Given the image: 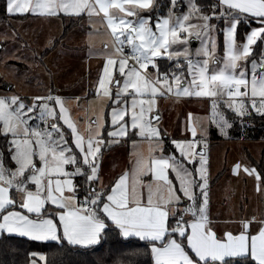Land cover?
Instances as JSON below:
<instances>
[{
	"label": "snow or ice",
	"instance_id": "1",
	"mask_svg": "<svg viewBox=\"0 0 264 264\" xmlns=\"http://www.w3.org/2000/svg\"><path fill=\"white\" fill-rule=\"evenodd\" d=\"M170 4L166 17L154 18L143 14L155 10L154 0H6L10 16L102 14L112 48L105 45L96 86L101 106L87 136L51 89L31 103L0 97L7 147L0 152V235L85 249L118 235L143 242L150 264H264V220L242 221L238 233L218 235L213 227L208 129L196 139L199 122L189 113L192 139L173 138L168 149L158 112L166 97L207 100L205 119L226 138L233 124L223 107L239 118L264 117V47L252 58L254 46H264V0H215L210 13L196 0ZM193 39L199 47L190 50ZM162 60L174 69L162 71ZM138 140L149 142L148 155L135 152L132 169L105 185V151ZM240 171L258 191L264 187V173L235 164L233 175ZM29 256L38 257L32 264L45 260Z\"/></svg>",
	"mask_w": 264,
	"mask_h": 264
},
{
	"label": "rangeland",
	"instance_id": "2",
	"mask_svg": "<svg viewBox=\"0 0 264 264\" xmlns=\"http://www.w3.org/2000/svg\"><path fill=\"white\" fill-rule=\"evenodd\" d=\"M168 1L169 8L164 17L168 15L171 7L170 0ZM179 3H186V0H178ZM177 10H180L179 7ZM84 15V28L78 30L71 28L65 32L64 28L70 26L69 20H65L64 25H61L63 20L54 19L28 22L8 19L0 24V97L15 94L31 103L32 97L45 95L51 89L54 95L65 97V107L69 110L71 119L76 122L79 133L87 136L88 121L94 118V113L99 111L101 106L96 99V86L104 63L105 45L107 51H111L112 43L110 31L102 22L103 15L93 16L91 19ZM65 38L68 46L70 44L78 49L64 47ZM196 42L195 48L199 47L198 41ZM53 47L57 48V51L46 58L48 51ZM218 53L222 56L223 47L221 52L218 49ZM260 55L261 49L255 59L259 60ZM160 64L162 71L174 69L172 63L167 60H162ZM6 86H10L11 89L7 91ZM158 112L159 128L168 141L166 145L168 149H172L173 138L192 139L191 134L185 131L189 113L193 115L194 122H199L196 139H202L200 129H208L206 154L209 162L207 166L210 184L209 213L215 224L220 220L253 218L257 220L264 215L263 188L258 191L255 179L243 171L237 175H233L232 172L233 166L237 163L256 169L262 157L264 159V143L230 140L229 130L227 138L220 135L218 129L214 125L209 126L205 119L210 116V103L207 100L198 98L174 100L166 97L158 100ZM210 127L222 141L217 144L209 141ZM128 145L130 148H127ZM115 146L121 147L115 149ZM115 146L111 151L106 150L103 158V167L110 168L109 178L115 177L125 168L130 171L135 162V152L147 156L149 150V142L146 140H138L135 146L131 141ZM126 148L127 154L124 152ZM156 152L160 154L157 149L152 155ZM176 156L179 158L178 153ZM251 159L255 161L251 162ZM103 183L107 185L109 180L106 179Z\"/></svg>",
	"mask_w": 264,
	"mask_h": 264
},
{
	"label": "trees",
	"instance_id": "3",
	"mask_svg": "<svg viewBox=\"0 0 264 264\" xmlns=\"http://www.w3.org/2000/svg\"><path fill=\"white\" fill-rule=\"evenodd\" d=\"M202 5L206 12H211V5L215 0H196ZM169 8L168 0H156L155 10L144 15H157L164 17ZM28 16H9L6 12V0H0V24L11 20H25ZM70 21V26L64 28V32L73 28L77 19ZM79 21V19H78ZM243 37L241 36V40ZM51 49L49 53L53 51ZM261 46H254V55L257 58ZM220 52L222 51V38L220 41ZM226 112L233 127L229 129L230 140L242 142L264 143V117L252 113L243 118L236 117L231 111ZM209 141L217 144L222 139L212 128L209 133ZM170 148V147H169ZM0 152H7L6 141L0 136ZM264 154V153H263ZM255 160L251 159V162ZM256 170L264 173V159L258 162ZM264 190V187H262ZM143 242L128 239L124 240L118 235H110L102 245L94 247L77 248L66 243L61 246L55 242H36L26 238L0 235V264H32V260L38 257H30V253H39L45 256L44 261L39 264H150V256L145 255L146 249Z\"/></svg>",
	"mask_w": 264,
	"mask_h": 264
},
{
	"label": "crops",
	"instance_id": "4",
	"mask_svg": "<svg viewBox=\"0 0 264 264\" xmlns=\"http://www.w3.org/2000/svg\"><path fill=\"white\" fill-rule=\"evenodd\" d=\"M8 14V13H7ZM9 15V14H8ZM10 16V15H9ZM12 16H20V15H12ZM23 16H28V18H26L25 20H17V21H21V22H23V21H25V22H28V21H34V20H46V19H54V20H56V21H60V20H63L62 21V23H61V25H64L63 23L65 22V20H68V19H72V20H75V19H77V23L74 25V29L76 28L77 30L79 29V28H81V27H83L84 28V21H85V15L84 14H82V16L81 17H76V16H64L63 14H61L59 17H51V18H42V17H37V16H32V15H28V14H25V15H23ZM78 19H79V21H78ZM16 21V20H15ZM70 22V21H69ZM63 31V29L61 30V32ZM33 37V36H32ZM60 37V36H59ZM56 39H58V38H56ZM55 39V40H56ZM66 38H65V40H64V47H66V48H68V49H72V50H74V49H78V47L77 48H74V47H72L70 44H69V46H68V44H66ZM82 47L84 46L83 44H80ZM68 46V47H67ZM57 48H55L52 52H50L47 56H46V58H49L50 56H51V54L53 53H55L57 50H56ZM74 96H76V95H74ZM69 97H72V96H70L69 95ZM65 98V97H64ZM66 98H68V97H66ZM212 128L210 127V130H211ZM209 139V138H208ZM172 146V145H171ZM119 147H121V146H115V149H117V148H119ZM127 148H130V145H128V147ZM127 148H126V151L124 150V152H126V154H127ZM114 149V150H115ZM174 151V150H173ZM125 154V153H124ZM155 155H157L158 156V152H156L155 153ZM103 177L101 178L103 181L104 180H109V182L110 181H113V180H115L116 178H118L121 174H123L125 171H128V168H125V170L124 171H122V172H120L118 175H116L115 177H113V178H109V175H110V168L109 167H103ZM102 173V172H101ZM263 210H264V206H263ZM211 218V217H210ZM211 220L214 222L213 223V227H214V229L216 230V232H217V234L218 235H223L226 231H231V232H233V233H238V231H239V229H240V227H241V222L242 221H246V220H239V219H231V220H220V221H217L216 222V224H217V226H216V224H215V221H214V219L213 218H211ZM252 220V219H251ZM262 220H264V215H261L257 220L255 219V221H257V222H259V221H262ZM250 227H252V229L253 230H255L256 228H258L259 227V224L258 223H253ZM4 235H8L7 233H4ZM9 236V235H8ZM12 236H16V235H12ZM16 237H19V236H16ZM22 238H26V237H22ZM26 239H28V238H26ZM122 239H124V238H122ZM130 239H135V240H137L136 238H130ZM29 240V239H28ZM124 240H128V239H124ZM139 241V240H138ZM36 242H38V241H36ZM48 242H53V241H48ZM56 243V242H55ZM92 247H94V246H92ZM77 248H79V247H77Z\"/></svg>",
	"mask_w": 264,
	"mask_h": 264
},
{
	"label": "water",
	"instance_id": "5",
	"mask_svg": "<svg viewBox=\"0 0 264 264\" xmlns=\"http://www.w3.org/2000/svg\"><path fill=\"white\" fill-rule=\"evenodd\" d=\"M196 41L193 39L192 43H191V49L194 50L195 46H196ZM11 89L10 86H6V90L9 91Z\"/></svg>",
	"mask_w": 264,
	"mask_h": 264
}]
</instances>
